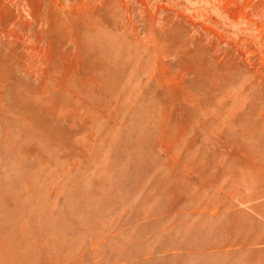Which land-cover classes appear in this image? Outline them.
<instances>
[{"label":"rangeland","instance_id":"374dc122","mask_svg":"<svg viewBox=\"0 0 264 264\" xmlns=\"http://www.w3.org/2000/svg\"><path fill=\"white\" fill-rule=\"evenodd\" d=\"M0 264H264V0H0Z\"/></svg>","mask_w":264,"mask_h":264}]
</instances>
